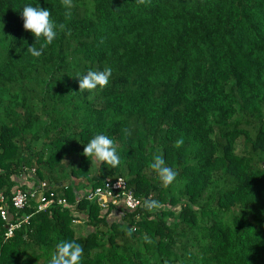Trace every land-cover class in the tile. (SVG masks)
<instances>
[{
  "label": "trees",
  "instance_id": "trees-1",
  "mask_svg": "<svg viewBox=\"0 0 264 264\" xmlns=\"http://www.w3.org/2000/svg\"><path fill=\"white\" fill-rule=\"evenodd\" d=\"M38 2L63 27L36 58L19 10L37 0H0V208L32 216L7 239L0 212V264H50L66 239L81 264H264V0ZM105 67L108 86L79 89ZM97 134L117 166L84 155ZM108 178L142 206L83 196ZM41 182L54 203L18 211Z\"/></svg>",
  "mask_w": 264,
  "mask_h": 264
},
{
  "label": "clouds",
  "instance_id": "clouds-1",
  "mask_svg": "<svg viewBox=\"0 0 264 264\" xmlns=\"http://www.w3.org/2000/svg\"><path fill=\"white\" fill-rule=\"evenodd\" d=\"M65 10V15L70 14L71 0H62L61 5ZM19 15L23 20V29L30 33L34 39L31 46H27L26 51L32 56L39 58L46 45L52 44L58 35V28L63 27L58 25L51 18V9L42 8L37 0L36 5L24 4L19 10ZM40 44L35 47L36 43ZM112 69L105 67L102 70L89 69L85 74L78 75L79 89L98 90L109 85ZM84 155L92 156L97 160L106 162L115 167L120 162V157L117 153L113 140L105 134L94 135L86 144H84ZM152 167L156 169L161 180L165 185L175 181L177 173L170 167L165 166L161 156H154ZM146 208L159 207L157 201H146ZM83 255V246L75 240H63L56 244L55 254L51 257L50 264H81Z\"/></svg>",
  "mask_w": 264,
  "mask_h": 264
},
{
  "label": "built area",
  "instance_id": "built-area-1",
  "mask_svg": "<svg viewBox=\"0 0 264 264\" xmlns=\"http://www.w3.org/2000/svg\"><path fill=\"white\" fill-rule=\"evenodd\" d=\"M32 172L35 173L34 171ZM44 190H46V184L42 182L38 184V187L31 189L30 192L18 190L12 198L13 206L18 211H24L27 208H31L33 202H35L36 205L33 207L36 212L46 210L54 203V200H46L44 197ZM83 196H85L88 201L98 204L102 209L118 206L120 203H123L125 209L129 211H136L142 206V200L136 198L132 194V190L129 189L125 178H118L116 180L108 178L101 186L86 190ZM0 200L3 201V198H0ZM65 204V200L59 201V205L64 206ZM0 212L3 221L7 223V239L13 237L14 232L22 227V225L27 224L32 217L31 215H22L21 217L15 218L12 222H9L6 209L1 207ZM74 223L78 224L79 222Z\"/></svg>",
  "mask_w": 264,
  "mask_h": 264
},
{
  "label": "rangeland",
  "instance_id": "rangeland-1",
  "mask_svg": "<svg viewBox=\"0 0 264 264\" xmlns=\"http://www.w3.org/2000/svg\"><path fill=\"white\" fill-rule=\"evenodd\" d=\"M83 184H86L85 182ZM75 226L81 227L82 225L80 224H74ZM80 225V226H79ZM77 228V227H76ZM83 229V228H82Z\"/></svg>",
  "mask_w": 264,
  "mask_h": 264
}]
</instances>
